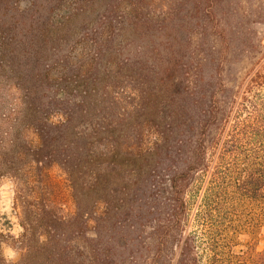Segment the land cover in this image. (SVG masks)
Returning a JSON list of instances; mask_svg holds the SVG:
<instances>
[{
  "label": "trees",
  "instance_id": "16d2710c",
  "mask_svg": "<svg viewBox=\"0 0 264 264\" xmlns=\"http://www.w3.org/2000/svg\"><path fill=\"white\" fill-rule=\"evenodd\" d=\"M146 1L0 0V178L30 189L34 216L20 260L0 247V264H264V4L174 0L156 20ZM118 58L148 87L121 129L85 124L101 66ZM10 88L16 110L1 99ZM52 165L70 180L71 213L35 190Z\"/></svg>",
  "mask_w": 264,
  "mask_h": 264
},
{
  "label": "rangeland",
  "instance_id": "374dc122",
  "mask_svg": "<svg viewBox=\"0 0 264 264\" xmlns=\"http://www.w3.org/2000/svg\"><path fill=\"white\" fill-rule=\"evenodd\" d=\"M12 4H16L19 9H26L29 6V0H9ZM74 1V0H73ZM81 1V0H79ZM176 1V0H175ZM174 0H147L144 7L147 11L154 14V19L160 20L170 13L172 14L175 9ZM247 3H256L261 1L264 4V0H245ZM78 3H72L70 7L68 5L61 4L56 8L52 14V21L57 24L59 18L66 13L71 14L73 11L78 10ZM145 3V2H144ZM63 5V6H62ZM70 10L67 12V9ZM152 16V15H151ZM251 21V20H250ZM258 19H252V27L257 32L262 34V25ZM264 44V38H263ZM118 59H108L104 61L101 66L100 77L93 83L95 90L92 91V99L97 105L91 110V113L86 118L88 120L85 124L100 125L104 129H121L126 126L122 123L121 118H126L130 111L133 109L135 101L134 92H139L140 89H146L148 87L145 80L136 81L134 77H131L129 72L119 65ZM16 78L10 80V84L15 81ZM1 85L4 80H0ZM4 86V85H3ZM9 95H2L1 99H8L6 108L11 109L17 106L15 105L18 95L11 88L9 89ZM7 96V97H6ZM16 98V99H15ZM145 104V101H144ZM146 105V104H145ZM146 110V108H144ZM13 113V112H9ZM130 116V115H129ZM53 121H57L60 117L56 114L51 117ZM134 126L144 134V140L148 143L152 140L153 134L151 133L149 122L143 116H139V120L134 122ZM84 125V124H83ZM28 138L35 142V138L32 134L27 135ZM94 144L103 145L106 140H101V137L94 136ZM36 184L35 190L38 193L40 202L43 200L48 201L50 205L58 212L62 214L71 213L74 211L73 192L70 187V180L68 175L57 165H52L49 168L42 169V174L38 173L35 177ZM34 188V187H33ZM33 188H31L33 190ZM20 183L14 178L3 177L0 178V247L2 256L5 259V249H12L16 256L12 260H6L9 263H17L20 260L21 254L24 253L25 244L23 233V226L25 219L32 220L34 216L28 209V195H30V189H22ZM18 190L21 192L17 193ZM39 203V202H38ZM100 210V209H99ZM29 212V214H28ZM23 242V244H22ZM71 255L75 256L76 261L81 260L79 251L81 250V243H70ZM264 246V239L261 237L256 243V250L260 251ZM38 261L31 259L27 264H38ZM22 264V263H21ZM25 264V263H23Z\"/></svg>",
  "mask_w": 264,
  "mask_h": 264
},
{
  "label": "clouds",
  "instance_id": "9594fccd",
  "mask_svg": "<svg viewBox=\"0 0 264 264\" xmlns=\"http://www.w3.org/2000/svg\"><path fill=\"white\" fill-rule=\"evenodd\" d=\"M4 256L6 260H12L15 258L16 253L12 249H5Z\"/></svg>",
  "mask_w": 264,
  "mask_h": 264
}]
</instances>
